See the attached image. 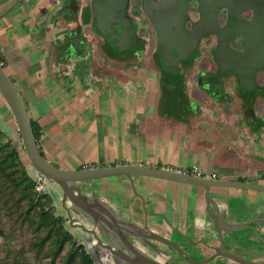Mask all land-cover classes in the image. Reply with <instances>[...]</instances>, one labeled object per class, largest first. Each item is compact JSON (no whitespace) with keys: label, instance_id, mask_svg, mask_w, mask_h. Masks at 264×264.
Masks as SVG:
<instances>
[{"label":"crops","instance_id":"1","mask_svg":"<svg viewBox=\"0 0 264 264\" xmlns=\"http://www.w3.org/2000/svg\"><path fill=\"white\" fill-rule=\"evenodd\" d=\"M72 1L0 0L1 65L39 128L37 146L47 161L70 171L117 165L181 173L197 168L214 180L264 186V65L248 107L243 98L247 119L234 103L228 105L230 113L217 109L214 116L198 98L191 100L196 104L191 115H176L164 104L166 98H160V82L150 68L106 62L94 48L75 71L91 63L95 74L85 80L64 76L67 56L55 45L65 22L78 32L79 5ZM64 5L67 9L60 14ZM171 85L166 84L168 94ZM186 89L189 97L193 88L188 84ZM133 183L135 193L123 177L96 180L92 188L117 219L139 230L148 227L146 235L185 243L176 229L191 241H209L205 229L212 227L202 188L146 177H134ZM210 196L222 214L248 211L249 216L239 215L237 225L250 223L264 236L263 192L212 188ZM166 253L173 257L172 251Z\"/></svg>","mask_w":264,"mask_h":264},{"label":"flooded vegetation","instance_id":"2","mask_svg":"<svg viewBox=\"0 0 264 264\" xmlns=\"http://www.w3.org/2000/svg\"><path fill=\"white\" fill-rule=\"evenodd\" d=\"M74 1L79 5L75 14V19H77L75 26L78 27L77 31L81 36V41L84 47L87 45L86 40L91 39L93 43V46H88V51L91 48L96 49L106 62L114 60L129 65H141L142 69L150 68L160 83L162 80L165 89L166 84H170L169 80L174 77L176 80L180 79L184 84L188 83L193 88L192 94L188 98L190 100L198 98L196 102L201 103L203 107L207 102V108L213 112L214 116L218 113L217 109L223 114L230 113L229 103H234L232 105L235 110L238 109L241 112L245 99L248 107V101L251 100L247 99L248 95L258 89L256 82L259 79V68L264 65V0L258 4L260 7L258 12L246 10L242 13L240 12L245 7L252 4L255 6L256 0L252 4L249 0H247L248 2L232 0V5L237 8L235 10L240 17L239 20L232 19L229 11L225 8H219L227 1L230 3L229 0H219L214 6L215 9L219 8L218 12H210L204 17L199 12V3L194 0ZM72 3L75 4L73 1ZM65 9H67L66 5L61 8L62 11L59 13L62 14ZM116 22L121 23L123 27L118 26ZM94 27L96 30L93 29ZM122 32L123 35L119 37ZM214 32L219 35L213 34ZM241 32L244 33V36L238 34H242ZM219 37L223 46L216 56ZM116 38L119 39L117 42ZM228 39L230 40L227 46L225 41ZM253 41L256 43L254 49L251 50L250 45ZM233 52L240 55L246 52L243 58L247 59L251 65L248 67V65H244L243 61L238 66V69L242 71L239 78L235 75H222L219 71V68H230L227 66L230 63L227 59H232ZM225 53L231 55L222 60ZM238 62L235 61V64H239ZM246 71L255 74L254 88L251 92L245 91L241 86V82L246 83L247 81L246 74L243 76ZM220 83L224 84L225 89L221 96H219L217 88ZM260 86H264V80ZM227 95L230 97L233 95L234 99L228 98L227 100ZM161 96L160 94V98ZM246 114L245 110L243 114L245 119H247ZM230 118L228 115L226 121ZM202 178L213 179L214 177L205 176ZM82 188L88 192V185ZM72 215L84 227L93 228L90 219L75 212ZM95 232L102 245L98 244L92 235L81 231L82 241L86 242L93 263L97 261L99 264H131L128 259L133 258L132 251H138L160 264H185L175 255L168 257L166 250L169 249H166V246H161L158 242H152V245H149L143 243L140 237L129 236L126 240H122L116 236L115 239H112L104 231L95 230ZM113 242L116 243L121 256L116 255L117 250ZM104 246L111 247L114 254ZM230 263L235 264L229 261L223 262L221 259H216L208 264ZM261 263L264 264V261Z\"/></svg>","mask_w":264,"mask_h":264},{"label":"water","instance_id":"3","mask_svg":"<svg viewBox=\"0 0 264 264\" xmlns=\"http://www.w3.org/2000/svg\"><path fill=\"white\" fill-rule=\"evenodd\" d=\"M194 1L199 3V12L201 15H203V17L208 15L210 12L217 13L219 8H225L229 11L232 19L239 20L240 18L238 12L236 13L235 10L237 8L232 5V0H229L230 3H228L226 0L228 4L225 2V4H222L217 9H215L214 6L219 0ZM245 1L248 2L247 0ZM249 1L251 4L252 2H255V0ZM261 2L262 0H256L255 6L253 4L251 6H247L244 8V10H241L240 13L246 10H255L258 12L260 10L258 4H261ZM64 24V31L61 33V35H59L60 37L58 38L57 44L55 45V47L59 49V52L63 56L65 54V56H67L64 57L66 59V63H64L63 66V74L66 73L64 75L65 77H70L74 80H79L82 78H84L83 80L88 79L92 74H95V69L91 63V65L89 64L87 68H83L79 72L75 71V69L78 68V66L87 63L86 55L89 52L88 46H93L92 40H84L87 43L86 47H84L79 32L75 34L72 33L66 22ZM116 24L121 28L123 27L119 22H116ZM123 32L119 35V37L123 35ZM213 34L217 36L219 35L217 32H214ZM238 34L244 36V33ZM118 40L119 39L116 38V42ZM229 40L230 39L225 41V45L228 46ZM218 43L219 46L216 50V56L220 48L223 46L220 37L218 38ZM255 43L256 41H253L250 45L251 50L254 49ZM244 53L240 55L233 52L234 56H231L232 59H227L230 61V63L227 65L230 66V68H219L221 74L235 75L237 78H239V76L242 74V71L238 69V66H240L243 61L244 65H248V67L251 66L250 62L243 58ZM229 55L231 54L225 53L221 59L225 60V57ZM235 61H239V64H235ZM245 74L247 81L246 83L241 82V86L243 89L251 91L254 88L253 85L255 83V74L254 72L248 71H246L243 76ZM169 81L172 84V87H170V89H172L170 94H165V86L162 85V80L160 83V94L162 95L163 99L166 98L164 100V104H168L167 107H170L172 112L176 110L174 113L176 115H178L180 112L181 114L183 113L187 116L191 115L193 113L191 108H196V104L189 100L188 96L183 92L185 86L187 87L186 90L188 91V83L184 84L180 79L176 80L175 77ZM217 88L219 91V96L223 95L225 90L224 84L220 83ZM0 96L4 100L5 105L9 109L14 119L24 154L29 165L32 167L35 173L43 176L46 178L48 183L56 187L57 191L51 190V196L54 200L60 201V204L66 213L67 225L70 228L74 230L78 229L83 233L92 235L96 242L100 245H102V243L97 237L95 230L104 231V233L112 239H115L114 237L117 236L122 240H126V238L130 236L132 238L140 237L142 238L141 240L143 243L149 245H152V242H158L166 246L167 249L172 251L173 255H175L185 264H208L209 262L211 263L216 259H221L223 262H233L235 264H262L261 262L264 261V236L261 235L260 232H258L255 228H253L250 223L246 225H237L236 223L239 215L241 217H246L247 215L249 216V212L246 210L243 211L241 208L237 210L236 208L238 212L231 210V212L228 211L226 214H222L219 206L210 196V189L212 188H237L264 193V186L247 182L207 179L187 173H180L168 169H159L143 165H117L112 167L89 168L74 171L58 168L47 161L40 153L32 132L30 119L28 117L23 99L21 98L14 83L10 80L1 64ZM227 96V100L228 98L234 99L233 95H231L232 97H230V95ZM171 97H173L174 100ZM112 177L125 178L129 182L134 193V177H146L202 188L204 191V199L207 203L206 211L210 219L209 225L212 227L211 229H205V235L207 239L210 238L209 241H191L184 233L173 229L174 232H176L181 238L185 240V243H177L162 236L160 237L156 235V237H153L151 235H146L143 233V231L148 232V227H144L143 229L139 230V228L136 227L137 225H135V227L133 226L134 223L127 220L117 219L113 215V212L103 205L101 201L95 196L92 188L94 181ZM85 185H88V192L82 188ZM73 212L80 214L82 217L90 219V221L93 223V228L88 229L82 224L78 223L72 215ZM113 244L117 250L116 255L121 256L118 247H116V243L113 242ZM186 246H188L190 249L188 252L184 251ZM104 247L108 248L109 251L114 254V251L111 247ZM132 254L133 258L128 259L131 264H160L138 251H132Z\"/></svg>","mask_w":264,"mask_h":264},{"label":"trees","instance_id":"4","mask_svg":"<svg viewBox=\"0 0 264 264\" xmlns=\"http://www.w3.org/2000/svg\"><path fill=\"white\" fill-rule=\"evenodd\" d=\"M30 124L34 138L38 142L39 128L31 119ZM9 133L10 130L0 123V201L4 202L5 196L13 197L16 194L20 195V199L26 200L25 220L37 232H45L39 240V245L47 243L50 246L47 255L51 258V263L60 258L68 245L59 264H94L83 245H76L73 241L72 234L64 225L66 218L54 214L51 209L52 197L45 193L37 195L34 192V181L27 173L19 151L9 138ZM2 235L3 232L0 230V236Z\"/></svg>","mask_w":264,"mask_h":264},{"label":"rangeland","instance_id":"5","mask_svg":"<svg viewBox=\"0 0 264 264\" xmlns=\"http://www.w3.org/2000/svg\"><path fill=\"white\" fill-rule=\"evenodd\" d=\"M93 29L96 30L95 27ZM175 112L176 110L173 111V113ZM29 115L31 116V113ZM0 123L10 130L9 138L19 151L21 161L27 173L33 179L35 172L26 159L14 119L1 96ZM51 190L57 191L56 187L47 183L44 193L51 196ZM4 198H6L4 202L0 201V230L3 232V235L0 236V264H59L60 258L65 253L68 245L65 247L63 253H61L60 258H57L55 263H51V258L47 255L50 246L47 243L43 246L39 245V240L44 236L45 232H37L25 220L26 200L20 199V195L18 194L13 197L5 196ZM52 200L51 209H53L54 214L65 218L66 214L60 201H56L53 198ZM64 225H66L67 231L72 234L76 245H83L85 250L90 253L86 242L82 241L83 235L81 231L70 228L67 225V220L64 221ZM85 239L87 240V237ZM94 264L99 263L96 261Z\"/></svg>","mask_w":264,"mask_h":264},{"label":"built area","instance_id":"6","mask_svg":"<svg viewBox=\"0 0 264 264\" xmlns=\"http://www.w3.org/2000/svg\"><path fill=\"white\" fill-rule=\"evenodd\" d=\"M178 172H180V171H178ZM182 173H188V172H182ZM190 174L194 175V176H198V177H205V175H203L201 173V171H199L197 168H193ZM33 181H34V191L36 193L42 194L46 191V185L48 183L46 178L35 173V175L33 177Z\"/></svg>","mask_w":264,"mask_h":264}]
</instances>
